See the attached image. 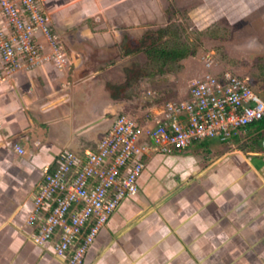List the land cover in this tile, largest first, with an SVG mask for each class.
Here are the masks:
<instances>
[{
  "label": "crops",
  "instance_id": "1",
  "mask_svg": "<svg viewBox=\"0 0 264 264\" xmlns=\"http://www.w3.org/2000/svg\"><path fill=\"white\" fill-rule=\"evenodd\" d=\"M147 6L148 0L44 3L63 62L0 84V264H67L50 244L33 243V197L44 168L53 170L65 151L96 150L118 116L127 97H111L107 85L116 84L107 83L103 65H120L114 58L125 52L123 41ZM148 116L134 120L146 143V130L160 119ZM247 133L169 155L149 152L137 194L120 203L83 264H264V136L255 130L245 139Z\"/></svg>",
  "mask_w": 264,
  "mask_h": 264
},
{
  "label": "built area",
  "instance_id": "2",
  "mask_svg": "<svg viewBox=\"0 0 264 264\" xmlns=\"http://www.w3.org/2000/svg\"><path fill=\"white\" fill-rule=\"evenodd\" d=\"M45 2L0 0V84L50 61L58 67L63 62ZM155 115L160 119L146 130L148 143L141 142L134 120L118 115L96 150L83 155L65 151L53 170L43 169L44 180L27 219L28 225L38 223L35 245L50 244L56 258L83 264L120 203L137 194L149 152L169 155L207 139L227 142L264 119V100L247 78L206 74L191 87L189 99L167 101ZM15 149L23 153L20 146Z\"/></svg>",
  "mask_w": 264,
  "mask_h": 264
},
{
  "label": "rangeland",
  "instance_id": "3",
  "mask_svg": "<svg viewBox=\"0 0 264 264\" xmlns=\"http://www.w3.org/2000/svg\"><path fill=\"white\" fill-rule=\"evenodd\" d=\"M140 20L132 23L131 39L143 37L141 50L114 56L120 65L109 71L103 65L107 83L127 87L117 115L132 120L153 115L151 106L189 99L199 79L224 72L247 78L264 100V0H148ZM160 36L161 47L183 49L186 58L166 65L150 58L149 40ZM247 130L245 139L264 128Z\"/></svg>",
  "mask_w": 264,
  "mask_h": 264
},
{
  "label": "trees",
  "instance_id": "4",
  "mask_svg": "<svg viewBox=\"0 0 264 264\" xmlns=\"http://www.w3.org/2000/svg\"><path fill=\"white\" fill-rule=\"evenodd\" d=\"M127 43L123 45V49L125 52L123 53L124 56H128L131 54H134L141 50V46L143 44V37L138 39H131L129 37L126 38ZM150 43L147 45V55L155 60H159L161 62V65H166L168 63H175L179 62L180 60H183L187 56V52L183 49L179 48H167V47H161L160 42L163 41V39L160 37H157L156 40H149ZM108 90L110 91L111 97L113 99L117 98H125V92L127 90L126 85H107ZM256 124L263 125L264 128V119L260 122L254 123L249 125L248 127L254 126ZM247 127V129H248ZM259 132V135L257 136L258 139L263 138V133L260 132V130H256Z\"/></svg>",
  "mask_w": 264,
  "mask_h": 264
}]
</instances>
